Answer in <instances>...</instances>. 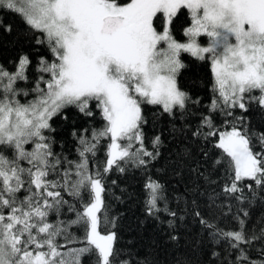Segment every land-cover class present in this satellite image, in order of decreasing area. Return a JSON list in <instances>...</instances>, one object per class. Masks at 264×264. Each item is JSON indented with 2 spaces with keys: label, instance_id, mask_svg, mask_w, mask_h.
<instances>
[{
  "label": "snow or ice",
  "instance_id": "snow-or-ice-1",
  "mask_svg": "<svg viewBox=\"0 0 264 264\" xmlns=\"http://www.w3.org/2000/svg\"><path fill=\"white\" fill-rule=\"evenodd\" d=\"M0 14L20 45L0 63V264H154L120 243L106 180L155 168L160 117L175 180L149 175L144 210L167 225L173 264H264V0H0ZM182 53L210 66L206 106L178 81ZM72 109L88 125L75 158L52 125Z\"/></svg>",
  "mask_w": 264,
  "mask_h": 264
},
{
  "label": "trees",
  "instance_id": "trees-1",
  "mask_svg": "<svg viewBox=\"0 0 264 264\" xmlns=\"http://www.w3.org/2000/svg\"><path fill=\"white\" fill-rule=\"evenodd\" d=\"M3 15L0 14V19H3ZM7 22L15 26L16 32L20 31L21 25L17 18L11 15L7 16ZM188 20L187 17L181 15L175 21L176 32L175 35L178 39H182V30L186 26ZM0 63L9 65L10 58L15 55V50L20 46L16 43V37L0 35ZM182 59L186 65L181 70L180 76H178L179 83L183 88L194 96L198 95L203 101L204 106L208 103V96L211 89V70L207 62H202L190 57L186 53H182ZM27 99H32L29 96ZM22 102L24 100L22 99ZM151 115V113H149ZM251 118L253 122L260 123L261 117L252 113ZM223 117H218L222 120ZM99 118L96 125L100 126ZM156 127L151 126L146 128L147 135L151 137L153 134H159L163 132L162 140L164 143L160 146V157L154 161L155 168L149 166L147 172L140 168L128 166V169L124 173L113 171L108 174L106 183L109 186L107 192L108 203L111 205V214L119 218V237L122 245L134 246L136 252L139 253V258L143 260L145 256L148 257L150 262L154 264H173L174 256L176 252V246L174 242L168 241L166 238V232L162 229H167L166 224H158L151 218H146L144 204H145V190L144 183L150 175L153 179H159L162 183L172 182L175 178L166 173L169 164V157L172 155L176 145L173 143L172 137L169 135V130L172 125L167 123L165 117H160L156 122ZM182 123L177 121V126ZM55 132V149L56 151L63 150L64 154L70 155V158H75V140L72 136L74 128H79L81 125L88 126L80 118L75 109H72L69 113L67 120L61 117H54L52 121ZM146 146L151 150V144L146 142ZM104 160L103 152L98 153L97 162L102 163ZM223 173H221V176ZM115 181V184L111 182ZM259 209L256 210L254 216L259 213ZM112 230L111 226H106L103 222L101 224V230ZM198 226L193 222L190 223L188 231L196 232ZM188 236H184L180 241L181 252L188 254L187 242ZM205 259L199 252L191 254V260L193 264L196 261Z\"/></svg>",
  "mask_w": 264,
  "mask_h": 264
}]
</instances>
